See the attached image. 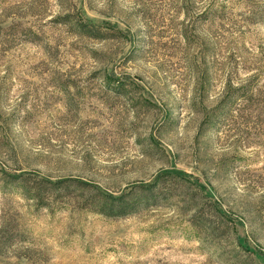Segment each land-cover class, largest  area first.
Masks as SVG:
<instances>
[{
	"label": "rangeland",
	"instance_id": "1",
	"mask_svg": "<svg viewBox=\"0 0 264 264\" xmlns=\"http://www.w3.org/2000/svg\"><path fill=\"white\" fill-rule=\"evenodd\" d=\"M1 171L183 180L111 218L0 179V264H264V0H0Z\"/></svg>",
	"mask_w": 264,
	"mask_h": 264
},
{
	"label": "trees",
	"instance_id": "2",
	"mask_svg": "<svg viewBox=\"0 0 264 264\" xmlns=\"http://www.w3.org/2000/svg\"><path fill=\"white\" fill-rule=\"evenodd\" d=\"M71 15H64L58 23L70 24ZM85 36L96 39L115 38L121 32L88 22L74 24ZM0 179L5 183L20 186L39 205L47 206L52 201L73 199L82 209L99 212L111 218L123 217L148 206L157 199H166L173 193L174 185L182 182V173L165 171L149 183L129 186L120 193L101 188L99 185L82 179H50L37 173L9 174L1 171Z\"/></svg>",
	"mask_w": 264,
	"mask_h": 264
}]
</instances>
